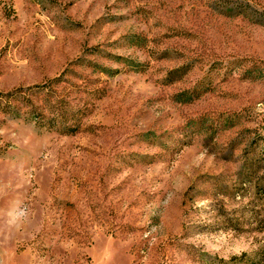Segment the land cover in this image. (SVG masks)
Masks as SVG:
<instances>
[{
	"label": "rangeland",
	"instance_id": "374dc122",
	"mask_svg": "<svg viewBox=\"0 0 264 264\" xmlns=\"http://www.w3.org/2000/svg\"><path fill=\"white\" fill-rule=\"evenodd\" d=\"M0 264H264V0H0Z\"/></svg>",
	"mask_w": 264,
	"mask_h": 264
}]
</instances>
